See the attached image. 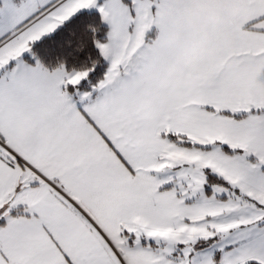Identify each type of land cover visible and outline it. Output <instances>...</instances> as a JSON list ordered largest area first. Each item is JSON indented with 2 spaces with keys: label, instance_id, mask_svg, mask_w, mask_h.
I'll return each mask as SVG.
<instances>
[{
  "label": "snow or ice",
  "instance_id": "6c2138e0",
  "mask_svg": "<svg viewBox=\"0 0 264 264\" xmlns=\"http://www.w3.org/2000/svg\"><path fill=\"white\" fill-rule=\"evenodd\" d=\"M0 264H264V0H0Z\"/></svg>",
  "mask_w": 264,
  "mask_h": 264
}]
</instances>
